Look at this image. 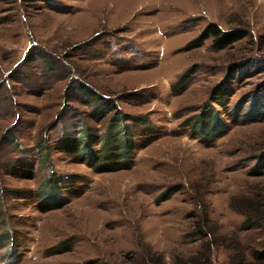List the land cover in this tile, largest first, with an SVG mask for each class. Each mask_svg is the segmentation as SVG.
I'll use <instances>...</instances> for the list:
<instances>
[{
    "label": "rangeland",
    "instance_id": "obj_1",
    "mask_svg": "<svg viewBox=\"0 0 264 264\" xmlns=\"http://www.w3.org/2000/svg\"><path fill=\"white\" fill-rule=\"evenodd\" d=\"M261 155L264 0H0V264H264Z\"/></svg>",
    "mask_w": 264,
    "mask_h": 264
},
{
    "label": "trees",
    "instance_id": "obj_2",
    "mask_svg": "<svg viewBox=\"0 0 264 264\" xmlns=\"http://www.w3.org/2000/svg\"><path fill=\"white\" fill-rule=\"evenodd\" d=\"M205 32L206 37L210 35L216 37L215 47L220 49L246 36V33L242 30L222 32L215 24L210 25ZM211 110L212 112H209L206 118L197 117L191 122L193 133L197 135V138L203 137L213 140L212 138L219 137L227 131L228 125L220 119L213 109ZM258 160V166L253 168L251 173L259 175L264 172V155L259 156ZM256 257L264 259V252L256 253Z\"/></svg>",
    "mask_w": 264,
    "mask_h": 264
}]
</instances>
